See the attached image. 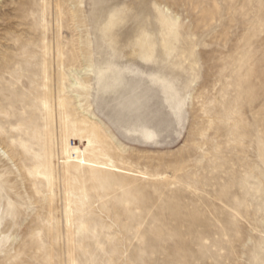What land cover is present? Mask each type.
Returning a JSON list of instances; mask_svg holds the SVG:
<instances>
[{"label":"rangeland","instance_id":"obj_1","mask_svg":"<svg viewBox=\"0 0 264 264\" xmlns=\"http://www.w3.org/2000/svg\"><path fill=\"white\" fill-rule=\"evenodd\" d=\"M0 264H264V0H0Z\"/></svg>","mask_w":264,"mask_h":264}]
</instances>
